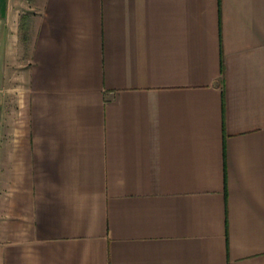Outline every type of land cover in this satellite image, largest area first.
I'll return each instance as SVG.
<instances>
[{
  "label": "crops",
  "instance_id": "1",
  "mask_svg": "<svg viewBox=\"0 0 264 264\" xmlns=\"http://www.w3.org/2000/svg\"><path fill=\"white\" fill-rule=\"evenodd\" d=\"M0 94V264H264V0H0Z\"/></svg>",
  "mask_w": 264,
  "mask_h": 264
},
{
  "label": "rangeland",
  "instance_id": "2",
  "mask_svg": "<svg viewBox=\"0 0 264 264\" xmlns=\"http://www.w3.org/2000/svg\"><path fill=\"white\" fill-rule=\"evenodd\" d=\"M26 59H28V57L24 54L23 59H22V62H24L23 65L20 67H17L16 70L13 72V85L20 86L24 82L23 81L24 80V77H23L24 67L28 66V64L25 63ZM16 95H17L16 92H12V96L15 97Z\"/></svg>",
  "mask_w": 264,
  "mask_h": 264
}]
</instances>
